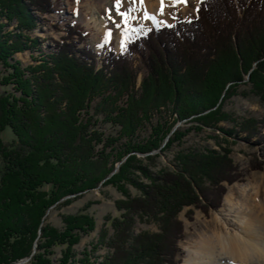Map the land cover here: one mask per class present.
Returning <instances> with one entry per match:
<instances>
[{"label": "trees", "instance_id": "trees-1", "mask_svg": "<svg viewBox=\"0 0 264 264\" xmlns=\"http://www.w3.org/2000/svg\"><path fill=\"white\" fill-rule=\"evenodd\" d=\"M52 2L0 0V86L9 88L0 92V264L28 258L29 264H72V249L93 231L94 220L74 216L59 230L44 227L45 214L102 182L127 181L123 174L137 169L139 155L159 156L191 129L264 142V125L239 121L224 109L237 95L264 102V0H203L195 19L153 28L130 42L126 53L109 51L101 61L69 22L53 51L43 52L32 34L41 18L54 13ZM23 53L32 63L16 58ZM134 55L145 71L140 81ZM248 83L247 93L238 90ZM178 122L191 127L177 130ZM100 123L112 132H102ZM6 128L15 141L2 140ZM228 154L190 148L175 157V169H160L155 210L149 206L145 213L159 232L130 237L124 229L106 264H182L184 232L172 219L185 206L205 202L206 183L218 188L238 178ZM223 192L208 202L210 209L220 207ZM58 246L65 250L55 261Z\"/></svg>", "mask_w": 264, "mask_h": 264}, {"label": "rangeland", "instance_id": "rangeland-1", "mask_svg": "<svg viewBox=\"0 0 264 264\" xmlns=\"http://www.w3.org/2000/svg\"><path fill=\"white\" fill-rule=\"evenodd\" d=\"M52 1L54 13L41 18L40 27L36 28L32 34L33 37L41 40L43 52L48 53L53 51L54 42L60 41L65 35L64 29L66 23L69 22L78 31L84 33L86 42L83 44L89 46L90 50L101 61L102 57L109 51H114L117 54L126 53L128 50L127 45L130 42L135 38L145 36L153 28L172 26L179 21H191L195 19L197 17V8H199V4L203 0H187L188 7H186V11L173 10L169 22L160 25L150 24L137 30H132L128 42L124 45L119 44L115 39L116 32L111 31V38H107L103 32L101 33L102 30L98 32L99 28L96 27L92 18L95 15L99 21H102V24L104 21H109L110 26L115 28V21L119 15L114 10L117 8L116 5L111 4L109 6L107 0L108 3L104 0ZM107 8H109L111 13L110 16L108 15ZM39 54L40 51L38 50L34 53L36 57H39ZM134 57H132V60L137 62L133 63L138 71L137 73L140 74L138 80L140 81L145 71L140 63V58L136 55ZM16 58L25 65L32 63L29 53L17 54ZM245 79L248 80L247 77ZM249 88L248 83L239 86L238 90L247 93ZM5 90H9V88H2L0 86V92ZM224 109L230 115L232 114L233 117L238 118L239 121L255 119L264 125V102L252 94L247 97L237 95L227 100ZM99 125L102 127V132L106 134L113 130V128L103 123ZM221 126L226 130L232 128V124L229 123H222ZM174 127L177 130L182 129L184 131L188 130L191 125L185 122H178ZM149 131L148 127L143 129L140 132V136H147ZM12 133L10 128H6L1 133L2 140L8 143L15 141L16 138ZM242 137L243 135H236L228 138L217 130L204 129L202 132L197 133L191 129L181 140L182 143L177 141L170 150L161 152L159 156L148 160L146 157L139 155L138 158L141 160L133 164L137 169L129 172L128 168L123 174L124 177L127 176V181L125 179L120 180V182L117 181V186L114 184L103 185L102 182L98 187L83 194L68 196L59 201L57 205L45 214L43 225L44 227L49 225L55 229L64 230V222L68 218L80 215L91 217L94 220L95 228L90 234L82 236L79 243L73 247L72 264H106V259H112L111 256L118 251L116 245L121 243L122 238L120 234L124 229H128L130 237L147 232L148 234L159 232L160 226L158 222L152 220V216L145 215V213L147 212L146 209L150 208L149 206L153 207V211L155 210L156 201L154 196L156 185L158 180L163 178L160 169H175V157L180 151H186L190 148H208L213 151L229 150L230 154L227 157L233 167L231 170H233V174L234 172L238 174V178L232 184L223 183L222 187L218 188L206 183L203 194L205 202L201 199V201H198L197 206H185L178 216L172 219L180 225L179 227L183 228L184 239L180 243V247H182L184 253L182 264H189L188 260L191 256L194 260L199 257L196 256L193 250L198 252L204 236L209 235L211 230L214 229L216 215L221 209L226 208L225 200L228 196L233 195L236 200H242L241 188L246 185H255L256 188H259L260 200H264V142L257 144L255 139L247 141ZM152 154L155 153L153 152ZM119 164L121 163L115 164L114 171L111 172L112 174L106 180L117 172ZM207 171L209 170L207 169ZM215 171H218V167H216ZM187 181L190 180L187 178ZM43 188L49 190V187ZM223 190L226 193L222 198L220 207L214 210L210 209L208 202L218 198V194L222 193ZM182 196H185V194ZM169 218L170 216L168 215L166 219ZM38 237H40V232L38 233ZM64 250L65 247L63 246L55 247L51 258L55 261L60 260ZM34 252H36L35 249ZM30 259L23 260L22 264H29Z\"/></svg>", "mask_w": 264, "mask_h": 264}, {"label": "bare ground", "instance_id": "bare-ground-1", "mask_svg": "<svg viewBox=\"0 0 264 264\" xmlns=\"http://www.w3.org/2000/svg\"><path fill=\"white\" fill-rule=\"evenodd\" d=\"M104 1L117 7L116 27H111L109 21L102 24L95 15L93 22L107 38H111V31L116 32L115 39L121 45L128 42L132 30L169 22L173 10L186 11L188 7L187 2L175 0H164L163 5L161 0ZM107 11L110 16L109 8ZM240 191L242 200L233 195L225 200L226 208L216 215L214 229L204 236L199 251L193 250L199 257L194 260L189 255V264H264V200H260L255 185H246Z\"/></svg>", "mask_w": 264, "mask_h": 264}, {"label": "snow or ice", "instance_id": "snow-or-ice-1", "mask_svg": "<svg viewBox=\"0 0 264 264\" xmlns=\"http://www.w3.org/2000/svg\"><path fill=\"white\" fill-rule=\"evenodd\" d=\"M117 2L119 3V0H117ZM141 2H142V0H141ZM187 2V0H175V3H186ZM163 3H164V0H161V4L163 5Z\"/></svg>", "mask_w": 264, "mask_h": 264}, {"label": "water", "instance_id": "water-1", "mask_svg": "<svg viewBox=\"0 0 264 264\" xmlns=\"http://www.w3.org/2000/svg\"><path fill=\"white\" fill-rule=\"evenodd\" d=\"M23 261L19 262L20 264H22Z\"/></svg>", "mask_w": 264, "mask_h": 264}]
</instances>
